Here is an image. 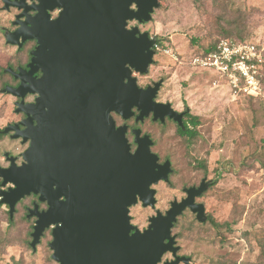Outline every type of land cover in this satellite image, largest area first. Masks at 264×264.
<instances>
[{
  "label": "water",
  "instance_id": "water-1",
  "mask_svg": "<svg viewBox=\"0 0 264 264\" xmlns=\"http://www.w3.org/2000/svg\"><path fill=\"white\" fill-rule=\"evenodd\" d=\"M2 1L5 10H21L13 21L18 28L5 33L7 44L22 47L31 39L37 46L29 70L7 69L20 84L1 90L20 98L16 112L26 114L2 133L15 131L11 138L29 145L20 165L5 154L10 166L0 165V206H9L12 220L25 197L47 202V210L35 205L27 215L37 217L30 245L35 251L57 224L50 247L59 264H190V257L178 255L173 228L186 209L199 222L208 220L196 199L210 183L186 188L187 196L164 213L157 210L145 229L133 225L131 208L139 202L155 208L153 186L169 182L173 167L169 159L160 163L154 141L140 128L133 130V150L128 126L117 128L113 118L117 113L129 120L137 109V122L153 113L154 121L169 117L183 125L171 103L155 100L162 81L142 88L134 75L149 73L157 40L129 23L151 21L161 0ZM56 9L61 11L52 19ZM28 94L37 95L34 102L25 101ZM167 253L175 259L162 263Z\"/></svg>",
  "mask_w": 264,
  "mask_h": 264
},
{
  "label": "rangeland",
  "instance_id": "rangeland-1",
  "mask_svg": "<svg viewBox=\"0 0 264 264\" xmlns=\"http://www.w3.org/2000/svg\"><path fill=\"white\" fill-rule=\"evenodd\" d=\"M17 13L14 8L5 10L0 0L1 130L19 119L17 98L1 91L5 83L12 84L2 69L15 68L27 55L5 39ZM135 25L162 39L149 73L139 76V84L162 77L159 98L177 109L189 107L200 124L196 136L186 138L175 132L172 122L160 124L149 117L140 123L154 140L153 152L163 161L171 160L173 172L169 182L154 185L155 208L141 203L131 208L132 223L146 228L157 210H168L172 201L186 197L185 188L207 177L212 185L197 201L205 204L210 217L228 227L217 229L209 220L201 223L187 209L173 228L179 254L190 257L191 264H264V92L259 97L234 98L220 73L192 64L201 47L225 36L264 45V0H161L151 21L130 22ZM27 147L19 139L0 136V165H9L6 152L18 157ZM26 201L17 205L12 221L8 206H0V264H53L47 245L50 231L37 254L28 245L33 221L24 215ZM167 259H172L170 253L163 257Z\"/></svg>",
  "mask_w": 264,
  "mask_h": 264
},
{
  "label": "built area",
  "instance_id": "built-area-1",
  "mask_svg": "<svg viewBox=\"0 0 264 264\" xmlns=\"http://www.w3.org/2000/svg\"><path fill=\"white\" fill-rule=\"evenodd\" d=\"M192 64L220 73L234 98L263 95L264 45L260 42L222 37L194 55Z\"/></svg>",
  "mask_w": 264,
  "mask_h": 264
},
{
  "label": "flooded vegetation",
  "instance_id": "flooded-vegetation-1",
  "mask_svg": "<svg viewBox=\"0 0 264 264\" xmlns=\"http://www.w3.org/2000/svg\"><path fill=\"white\" fill-rule=\"evenodd\" d=\"M30 4H31V2H29ZM11 8H14V9H16L17 11H18V13L17 14H19L20 12H21V10H18L17 8H15V7H11ZM60 11H61V9H56L54 12H52L51 13V17H52V19L53 18H56V17H58L59 16V13H60ZM30 13L32 14V15H34L35 14V11H30ZM17 14H15V16L17 15ZM25 18H21V20H24ZM15 20V19H14ZM13 20V21H14ZM13 21H12V25H13ZM135 22H137V21H135ZM138 23V22H137ZM138 24H140V23H138ZM144 24V23H143ZM140 25H142V24H140ZM14 26V28H12L11 30H7L8 32H10V31H14V30H16L17 28H18V25H13ZM129 27H131L130 26V23H129ZM141 30V29H140ZM6 31V32H7ZM5 32V33H6ZM143 32V31H142ZM145 32V31H144ZM148 32V31H147ZM149 33V32H148ZM149 36L151 37V38H155L157 41H156V46H155V55L158 53V51L160 50V46H161V44H162V39H160V38H158V37H156V36H153V35H150V33H149ZM13 46H17L18 47V49H19V51H23V50H25L26 51V53H27V55H26V59L25 60H23L20 64H17L16 65V67L14 68V67H11V68H13L16 72L18 71V68L19 67H22V68H24V69H27V70H29V67H28V64L30 63V61H31V58H32V55H31V51L37 46V41L36 40H27V41H25L24 43H23V45H22V47H19L18 45H13ZM155 55H154V57H155ZM8 68H10V67H8ZM8 68H6L5 69V72L6 73H8L10 76H11V78H12V84H7V85H10V86H18L19 84H20V80L19 79H17V78H15V76L12 74V73H10V72H8L7 71V69ZM134 75L135 76H137L138 77V84H139V76H142L141 74H138V73H135L134 72ZM35 76L36 77H41L42 76V71L41 70H39L38 72H36L35 73ZM159 81H162V85H161V87H160V89H159V91H158V94H157V96H156V98H155V100L157 101V102H159V103H171V102H168V101H163V100H161L160 98H159V95H160V92H161V89H162V87H163V84H164V79L162 78V77H160V79H159ZM159 81H155V80H153V81H151V82H149V83H147V84H145L144 86H142V85H140L139 84V86L140 87H142V88H147L148 86H154L155 85V83L156 82H159ZM6 85V86H7ZM5 86V87H6ZM5 87H3V88H5ZM2 88V89H3ZM1 89V90H2ZM36 97H37V95L36 94H28L27 96H26V98H25V101L26 102H34L35 101V99H36ZM17 98V97H16ZM18 101H20V98H17V100L15 101V106H16V108H17V105H16V103L18 102ZM171 106H172V108L175 110V111H177L179 114H181V120H182V123H183V125H180V123H179V121H177V120H175V119H173V118H169V117H166V120H165V122H161L160 120H157V121H154L153 120V113H151L148 117H146V118H151L154 122H156V123H160V124H164V123H166V121H168V122H172V123H174V125H175V132L176 133H178L179 134V132H178V127H182L183 129H185V126H184V124L185 123H189V120L192 118V116H194L192 113H191V110H190V108L189 107H183L182 109H177V108H175L174 106H173V104L171 103ZM15 112H16V109H15ZM17 113V112H16ZM18 115H19V119L15 122V123H13V124H9V125H14V124H18V123H20V122H22L25 118H26V114L25 113H23V112H20V113H17ZM138 114H139V111L137 110V109H135V115L131 118V119H129V120H125L122 116H120L119 114H117V113H113V118H114V120H115V123H116V127L118 128L119 126H122V125H127L128 126V130H127V137H128V139H129V141L131 142V144H132V149L134 150L136 147H137V145H136V143L134 142V138H135V136H134V134H133V130L134 129H136V128H140L141 130H142V135H145V134H148V135H150L149 133H145L144 131H143V129L141 128V124L140 123H143V122H137L136 121V117L138 116ZM145 118V119H146ZM9 125H7V126H9ZM6 126V127H7ZM20 128L23 130V129H25V126H23V125H21L20 126ZM3 130V129H2ZM2 130H1V132H2ZM15 133V131H11L10 133H8V134H5V135H9L10 136V138H11V136H12V134H14ZM150 137L152 138V136L150 135ZM12 139V138H11ZM19 140H21V142H22V138H20ZM152 140H153V138H152ZM154 141V140H153ZM23 144V143H22ZM27 145H29V143H26ZM7 153V152H6ZM5 153V154H6ZM10 156H14V155H11L10 154ZM16 157V162H17V164H22V162H23V159L21 160V161H19L20 160V158L22 157V154H21V156H15ZM5 158H6V155H5ZM23 158V157H22ZM19 159V160H18ZM6 160L9 162V165L8 166H10V161L6 158ZM166 160H168V159H166ZM166 160H159L160 161V163H164ZM7 166V167H8ZM4 167V166H3ZM171 175V174H170ZM204 179H206V181L207 182H209L210 184H209V188H210V186L212 185V181H210L207 177H203L202 178V180H201V182H200V184L199 185H197L196 187H198V186H200L201 185V183L203 182V180ZM0 185H1V181H0ZM154 187V186H153ZM208 188V189H209ZM186 189V188H185ZM185 189H184V191H185ZM207 189V190H208ZM206 192V191H205ZM204 192V193H205ZM186 193V192H185ZM203 193V194H204ZM202 194V195H203ZM186 196H187V194H186ZM202 197V196H201ZM200 198V197H199ZM199 198H197V199H199ZM61 199H63V198H61ZM183 199V198H182ZM197 199H196V201H197ZM25 200H27L26 202H25V206H24V215H25V217H26V219H28V220H32L33 221V224H32V228L34 227V225H35V223H36V221H37V217L36 216H33V217H31V218H28L27 217V215L29 214V212H30V210H32L34 207H35V205H37L38 206V208H39V211L40 212H42V211H44V210H47V208H48V204H47V202H41L40 200H39V195H35V194H31V195H29V196H27V197H25L24 199H22L20 202H19V204L20 203H22V202H24ZM198 202V201H197ZM140 203V202H139ZM198 203H202V202H198ZM142 204V203H141ZM8 206V205H7ZM170 206H171V204H170ZM187 210V209H186ZM185 210V211H186ZM190 210V209H189ZM167 211V210H166ZM191 211V210H190ZM16 212H17V210H16ZM165 212V211H164ZM163 212V213H164ZM8 213H9V206H8ZM207 216H208V214H207ZM10 218V217H9ZM14 219V218H13ZM11 220V219H10ZM131 222H132V219H131ZM57 224H52L51 225V227L50 228H48L45 232H44V234H43V236H42V238L44 237V235H45V233L47 232V231H50L51 232V235H52V230H53V228L56 226ZM134 225V224H133ZM136 226V225H135ZM138 227V226H137ZM143 229H145V228H143ZM143 229H141V230H143ZM32 233V232H31ZM40 239V241H39V243L37 244V247H36V250L34 251L33 250V248L31 247V241H32V239H30V241H29V247H30V249H32V252L34 253V254H37L38 253V248H39V246L43 243V241H44V239ZM52 240H53V235H52V239H49V241L47 242V245H48V247H49V249H50V251H51V253H50V256L52 257V255H53V253H54V251L51 249V247H50V243L52 242ZM181 250V249H180ZM179 250V251H180ZM168 254V253H167ZM171 255H172V253H170ZM166 255V254H165ZM164 255V256H165ZM178 255L179 256H185V255H180L179 254V252H178ZM187 257V256H186ZM52 259H53V257H52ZM173 259H175L174 257H173V255H172V259H167V260H170V261H172ZM54 260V263L53 264H59L55 259H53ZM166 261V260H165ZM164 262V260L162 261V263ZM181 263H184V262H181ZM185 264V263H184ZM190 264H191V261H190Z\"/></svg>",
  "mask_w": 264,
  "mask_h": 264
},
{
  "label": "trees",
  "instance_id": "trees-1",
  "mask_svg": "<svg viewBox=\"0 0 264 264\" xmlns=\"http://www.w3.org/2000/svg\"><path fill=\"white\" fill-rule=\"evenodd\" d=\"M227 38H233V39H236V40H244V39H240V38H234V37H231V36H225ZM216 41H211L210 43H208L206 46L204 47H201L200 50L202 51H206L208 50L209 48H211L214 43ZM2 72H5V69H2ZM8 74V73H7ZM10 76V75H9ZM11 77V76H10ZM12 79V78H11ZM7 85V83L4 84V87ZM250 97V96H249ZM200 124V121L199 119L196 117V116H192V118L189 120V123H185L184 126H185V129H183L182 127H178V132L179 134L182 136V137H186V138H192V137H195L196 134H197V127L198 125ZM4 134L1 132V129H0V136H3ZM206 169V168H205ZM208 220L209 222H211V224L217 228V229H221L222 227H228V223H223V224H220L218 223L214 218L210 217V215H208ZM12 221V220H10ZM263 254H264V244H263Z\"/></svg>",
  "mask_w": 264,
  "mask_h": 264
}]
</instances>
